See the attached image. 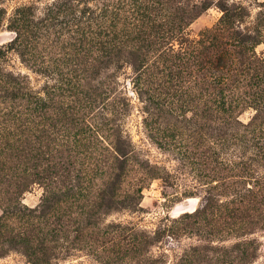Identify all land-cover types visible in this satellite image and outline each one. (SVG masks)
<instances>
[{
  "label": "rangeland",
  "instance_id": "rangeland-1",
  "mask_svg": "<svg viewBox=\"0 0 264 264\" xmlns=\"http://www.w3.org/2000/svg\"><path fill=\"white\" fill-rule=\"evenodd\" d=\"M0 264H264V0H0Z\"/></svg>",
  "mask_w": 264,
  "mask_h": 264
},
{
  "label": "trees",
  "instance_id": "trees-1",
  "mask_svg": "<svg viewBox=\"0 0 264 264\" xmlns=\"http://www.w3.org/2000/svg\"><path fill=\"white\" fill-rule=\"evenodd\" d=\"M22 186H19V188H21Z\"/></svg>",
  "mask_w": 264,
  "mask_h": 264
}]
</instances>
